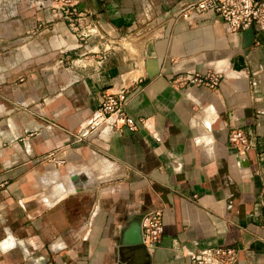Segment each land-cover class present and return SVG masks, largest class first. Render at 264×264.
Here are the masks:
<instances>
[{
    "label": "crops",
    "instance_id": "0c3cea01",
    "mask_svg": "<svg viewBox=\"0 0 264 264\" xmlns=\"http://www.w3.org/2000/svg\"><path fill=\"white\" fill-rule=\"evenodd\" d=\"M39 1L0 0V264H187L215 245L264 264V43L210 12L181 18L194 0H69L76 28ZM85 23L104 37L79 39ZM211 71L215 88L177 81ZM120 85L146 125L75 141ZM153 208L149 250L138 230Z\"/></svg>",
    "mask_w": 264,
    "mask_h": 264
},
{
    "label": "built area",
    "instance_id": "2783aa9c",
    "mask_svg": "<svg viewBox=\"0 0 264 264\" xmlns=\"http://www.w3.org/2000/svg\"><path fill=\"white\" fill-rule=\"evenodd\" d=\"M56 2H61V6H58ZM36 5L63 9L69 17L71 27H77L74 18H71L74 15L73 9L66 8L70 5L69 0H41ZM208 12L221 18L231 34H238L252 27L254 33L251 45L264 43V0H194L182 7L178 15L183 19H189ZM77 34L81 40L104 37L89 23H85ZM108 38L109 41L114 39L112 36ZM220 79V75L214 71L206 74L188 73L177 77V81L181 84L190 83L207 88H215ZM129 92L130 87L123 85L104 89L101 92L98 106L81 124L78 133L74 134L75 141L83 142L94 133L104 137L112 132H121L123 129L136 131L139 127L145 126L147 118L135 119L127 113ZM228 142L242 154L252 147L249 136L239 128H232L229 131ZM62 152H66V149H62ZM46 157L52 159L55 158V154L49 152ZM64 162V157L55 158L57 165ZM262 190L264 192V186ZM140 233L145 247L150 250L157 246L163 233L160 208L147 210L141 215ZM186 258L187 264H238L239 250L234 246L215 245L191 251Z\"/></svg>",
    "mask_w": 264,
    "mask_h": 264
},
{
    "label": "water",
    "instance_id": "95a60500",
    "mask_svg": "<svg viewBox=\"0 0 264 264\" xmlns=\"http://www.w3.org/2000/svg\"><path fill=\"white\" fill-rule=\"evenodd\" d=\"M253 29L252 27L246 29L245 31H243V36L245 38V42H244V45L246 46H250L252 44V39H253ZM139 230H138V234H139ZM138 241L142 242V239H141V233H140V236H139V239Z\"/></svg>",
    "mask_w": 264,
    "mask_h": 264
},
{
    "label": "rangeland",
    "instance_id": "374dc122",
    "mask_svg": "<svg viewBox=\"0 0 264 264\" xmlns=\"http://www.w3.org/2000/svg\"><path fill=\"white\" fill-rule=\"evenodd\" d=\"M2 7H3V6L1 5V9H2ZM5 7H6V6H5Z\"/></svg>",
    "mask_w": 264,
    "mask_h": 264
}]
</instances>
